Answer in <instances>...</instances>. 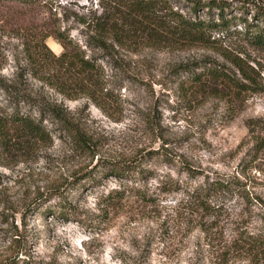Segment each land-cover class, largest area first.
Segmentation results:
<instances>
[{
  "label": "rangeland",
  "instance_id": "374dc122",
  "mask_svg": "<svg viewBox=\"0 0 264 264\" xmlns=\"http://www.w3.org/2000/svg\"><path fill=\"white\" fill-rule=\"evenodd\" d=\"M168 1L186 18L222 20L217 10L195 14L186 0ZM227 1L228 29H212L208 46L138 35L132 49H117L120 69L86 47L81 21L103 14L104 0H0V85L23 90L29 82L99 143L97 157L82 155L47 118V142L35 152L4 150L6 116L28 107L0 88V264L18 252L24 264H264V46L245 33L249 26L254 32L264 27L255 18V5L264 7V0H246V6L245 0ZM58 31L97 57L108 91L100 96L102 107L86 96L70 100L24 74L25 44L49 34L46 45L58 56L64 51ZM235 58L256 81L241 94L211 79L195 82L178 68L199 63L194 71L204 73L208 60L250 83L232 64ZM162 148L174 164L158 156L148 160L149 152ZM100 159L145 172L68 186L75 171ZM218 181L226 186L213 188ZM56 186L67 190L70 219L59 215V198L50 195ZM47 193L45 205L25 214L28 203Z\"/></svg>",
  "mask_w": 264,
  "mask_h": 264
},
{
  "label": "trees",
  "instance_id": "16d2710c",
  "mask_svg": "<svg viewBox=\"0 0 264 264\" xmlns=\"http://www.w3.org/2000/svg\"><path fill=\"white\" fill-rule=\"evenodd\" d=\"M104 1L107 3V7L103 14L93 18L90 22L81 21L85 26L86 47L94 53L96 51L105 53L108 58L114 60L115 65L120 69L124 67L123 63L118 64L117 49H132L138 44V35L140 38L141 35H148L150 37H148V41L155 43L165 40L182 45L208 46L210 42L209 32L212 29L221 27L223 30H227L229 26L224 19V13L230 7L227 0H186L192 6L191 10L195 14L198 11L207 10L208 14L211 15L213 11L217 10L222 16V20L218 22L186 18L180 12L175 11L168 0ZM243 2V6L248 5L246 0ZM255 10L256 20H261L264 23V7L255 5ZM163 12H165L164 17L160 16V13ZM258 28H254L256 29L254 32L252 26H249L245 33L250 36L251 40L264 46V27ZM49 36V34L43 35L36 43L25 44L24 74L45 83L70 100L86 96L99 107H102L100 96L108 91L104 71L97 57L87 56L86 51L68 33L62 31H58L56 38L63 45L64 51L57 56L46 45ZM230 60L241 72L243 79L250 83H243L235 73L230 74L231 71L226 65L215 66L214 62L208 60L202 62L205 65L204 73H195L194 67H198L199 63H182L178 68L194 75L193 80L195 82L201 83L211 79L233 89L237 94L251 90L252 84L256 81L245 70L243 61L239 58ZM0 88L6 92L8 98L15 100L16 95L18 96L17 103L25 104L28 107L26 112H14L6 116L5 124H7L1 129L3 132L1 146L4 150L19 146L20 148L27 147L28 152H35L40 148V143L47 142L48 133L44 127V122L49 118L66 131L77 152L91 158L97 157L99 143L95 137L82 129L79 123L72 121L70 113L64 110L62 106L50 103L46 98H40V94L35 93L29 82L23 90L18 89L14 84L4 82H1ZM36 112L38 113L37 116ZM7 125L9 126L8 129ZM5 130H10V132ZM155 156L162 158L163 162L174 164L175 158L166 149L162 148V150L149 152L147 158L150 160ZM182 168L191 175L194 174V170L189 165L183 164ZM136 170L141 173L145 172L140 166L113 164V162L100 159L92 168L75 171L68 186L72 189H79L87 183L97 184L99 176H105V178L121 177ZM226 183L218 181L212 186L215 189H222ZM49 192L51 197L59 198L56 205L61 207L59 215L70 219V215H74V211L71 204L66 202L68 199L67 190L56 186ZM48 193L40 194L28 203L25 214H31L39 205H45L46 201L51 198H46V196H50ZM203 193L205 196L209 195V191H203ZM49 208L47 211L52 210L51 207ZM261 242L256 241L255 243L262 246ZM19 255L20 252L6 258L1 264H24L19 259Z\"/></svg>",
  "mask_w": 264,
  "mask_h": 264
}]
</instances>
